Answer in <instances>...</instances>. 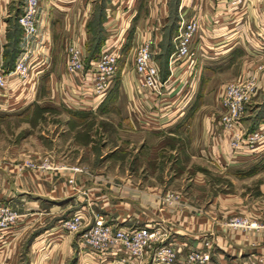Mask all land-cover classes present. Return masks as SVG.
Returning a JSON list of instances; mask_svg holds the SVG:
<instances>
[{
	"label": "crops",
	"instance_id": "0c3cea01",
	"mask_svg": "<svg viewBox=\"0 0 264 264\" xmlns=\"http://www.w3.org/2000/svg\"><path fill=\"white\" fill-rule=\"evenodd\" d=\"M11 1L0 0V51L3 55L7 43L6 31ZM39 1V39L42 42L43 53L49 58L48 63L40 62L38 55H33L31 62L35 78H29L23 84H14L9 95L1 97V122L11 117L24 115L25 108L31 107L36 102L41 91L47 92L50 100L60 104L61 91L64 87L69 84L76 88L79 86L77 77L69 76L65 72L67 47L74 40L82 44L85 48L86 60H88L92 29L87 26L90 21L95 20L94 8L96 7L103 17L101 28L104 43L102 46L105 43H115V48L120 52L112 86L121 89L122 101L120 99L118 101L124 103L122 107L131 118L133 115L134 128L127 125L126 127L134 129L130 132L134 133L135 138L138 134H142L150 139L155 132H161L158 141L166 136H175V129L165 130L164 123L168 120L165 117L166 107L170 102L174 104L177 97L168 95L162 102H154L152 96L146 93L139 94L142 90L137 85L133 58L137 46L146 35L153 40V58L159 69L162 65H168L173 49L168 59L162 61L160 56L162 44L165 40H170L173 44L176 33L173 23L179 20L180 15L188 17L196 15L199 18L200 24L195 43L197 57L194 68L197 72L204 71L211 79H215L220 69L218 65L223 63V67L236 66L235 74L237 75L238 73L240 76L258 75L260 92L254 100V108L245 113L246 120H243L245 122L243 126L247 131L264 126V0H240L236 4L219 0H190L186 3L183 0H126L127 2L124 0L119 5H117L118 0H93L92 10L89 13L83 11V8L79 11L80 13L76 11L77 9L73 10V4L68 2L69 0ZM131 3L132 7L129 8L128 5ZM112 4L116 5L113 11L110 9ZM7 5L8 10L5 13L4 9ZM156 22L160 24L156 26ZM59 39L62 41L58 42ZM59 44H62L64 48L60 50V55L57 49ZM180 70L179 67L175 68L176 75ZM170 82L172 84L168 92L171 88L175 92L181 89V85L175 86L176 82ZM46 87L47 89L44 90ZM43 92L41 93L45 94L43 95L45 97L46 93ZM107 95L96 108L70 110L77 113L74 115L75 118L81 120L98 112L107 100ZM136 99L151 105L152 113H155L156 108L159 118L150 119L149 125H138V114L133 112V103L130 102ZM259 111L263 113L259 115ZM173 113L177 114L178 109ZM191 119L188 131L182 125L177 126L176 131L181 133L187 131L195 135L201 143L197 156L210 164L208 168L212 166V171L224 173V177L234 184V176L246 172L242 171L243 166H246L244 164L254 159L257 152L231 150L226 134L219 128V122H214L213 113L210 111L200 109ZM1 124L0 131H2ZM71 140L72 148L76 149L72 136L68 137L67 143ZM147 142L148 140L143 144L140 142V151H143ZM20 147L15 143L10 144L8 134L0 132V205L12 206L19 213L18 223L15 226L0 230V264H12L16 240L30 222L38 218L44 210L48 209L50 213H57L61 208H69L68 211L74 212L85 210L90 219L94 214L103 215L106 222L114 227H134L144 224L158 227L166 234L164 243L179 246L183 254L191 248H202L203 242L208 239L212 241L210 249L212 264H252L256 261V257H264V181L259 184L260 196L247 206L243 204L241 197L233 193L224 194L223 197L211 194L203 202L197 197L191 200L189 194L191 187L185 183L189 180L186 181L182 176L181 189L186 185L187 189L180 193L186 204L173 209L175 212L173 215L170 213L173 210L161 201L162 195L166 192L162 189V178L149 173L148 169L143 180L131 174L109 173V170L104 169L105 165L93 169L89 163L85 164L88 166V172L85 173H71L68 170L63 172L28 171L20 174L15 169V165L20 163L26 154L25 148ZM33 152L31 153L33 156L40 155L35 150ZM71 158L64 155L59 160H65L66 162L62 163L67 166L83 163L80 152L74 158L75 161L70 160ZM144 160L146 163V158ZM137 161L136 159L135 163ZM238 168H241L240 172L233 171ZM255 177L261 178L258 174ZM69 178H72L73 184L68 183ZM197 178L199 181L194 182L197 186H207L202 184L205 180L200 176ZM240 190L242 191L243 187ZM225 202L231 205H226ZM233 203L237 206L233 207ZM197 206H204L203 214L191 215L192 211L197 210ZM232 212L249 216L260 227L235 229L225 226L224 218ZM175 219L177 221H174ZM60 230L57 224L50 226L48 232L51 234L49 235L55 238L53 248L44 256L47 258L45 261L39 256L38 262L42 260L43 263H47L53 257L59 264H123L120 262L124 256L123 253L95 256L81 248L77 240L74 244L72 238L70 239L67 233H61ZM142 264H152V251L148 252ZM177 264L183 263L178 261Z\"/></svg>",
	"mask_w": 264,
	"mask_h": 264
},
{
	"label": "rangeland",
	"instance_id": "374dc122",
	"mask_svg": "<svg viewBox=\"0 0 264 264\" xmlns=\"http://www.w3.org/2000/svg\"><path fill=\"white\" fill-rule=\"evenodd\" d=\"M118 1V3L116 2L117 5L124 0ZM68 2L73 4V10L77 9V12H79L82 8L83 11H86L87 13L92 10L93 0H69ZM9 5L10 15L8 16L6 34H8L11 27H13L12 31L14 34L16 32L14 29L16 30L19 25L18 16L23 11L24 0H12ZM128 7L131 8L132 3L129 4ZM110 9L112 11L115 10L116 5L112 4ZM7 10L8 5L5 7L4 12L7 13ZM98 12L99 10L95 7L94 18H96ZM39 17L40 13L38 15V29H40ZM159 24L160 22L155 23L156 26ZM87 27H90V25L88 24ZM90 32L93 35L92 30H90ZM8 40L10 42L12 41L11 38H7V41ZM61 41L62 39L58 40V42ZM71 43L78 42L74 40ZM164 44H167L166 40L164 41ZM165 46L168 49L170 47H168V45ZM18 47L19 51L17 56L21 51L20 38ZM57 49H59L58 55H60V50L64 49L63 45H57ZM222 65L224 64L222 63L221 65H218L220 69L218 70V76L215 79H211V77L205 74L204 71L199 73L196 69H194L192 73L185 78L183 85L180 86L181 89L179 92H175V90L170 89L167 95L170 97L176 96L177 101L174 100V104L168 102L169 105L166 107L165 116L168 120L164 123V125H166L165 130L169 131L175 129V136H166L159 141L158 138L160 137L161 132L153 133L152 137H149L150 139L146 138L142 134H138V137L135 138L134 133L130 132V130L134 131L133 128L135 126L133 122V115L131 118V116L125 112V109H123L122 106L124 103L121 102L122 97L120 98L122 95L121 89L117 86H112L110 88L107 93L108 98L104 105L98 109V112L92 115L90 114L81 120L75 118L74 115H77V113L64 106L62 102L59 104L50 100L47 97V92L41 91L46 93V96L44 97L43 95L45 94L40 92L39 94L41 95L38 96L36 102H34L31 107L25 108L24 111L26 112L24 115L11 117L7 121H0V123H2L1 129L3 133L8 134L9 143L18 144L21 146V149L24 147L26 151V154L22 157V161L15 165V169L20 174H24L28 171L63 172L68 170L71 173H85L88 172V166L85 165L86 163H89L90 167L93 169L105 165L104 169L109 170V173L112 174H131L136 177H140L143 180L145 174L149 172L154 174L157 178H162V189L166 192L162 195L161 201L171 210L186 204V202L183 201L180 192L183 190L185 191L188 184L191 187L189 191L191 200H194L197 197L199 198V201L203 202L206 201L208 196L211 194L223 197L224 194L233 193L241 197L243 204L248 206L252 200L257 199L258 196H260L259 184L264 181V141L256 140L254 142L252 151L254 153L257 152L254 155V159L249 160L244 164L246 165L242 168V171H246L244 174L236 176L233 175L235 183L232 184L228 178L224 177V173L212 171V166H209L210 168H208L207 166L210 164L204 162V160H201L197 156L201 149V143L198 139H196L197 137H195V135L187 133L188 126H190L192 121V116L200 109L201 111H210L213 113L214 122L218 123L220 117L219 99L221 90L226 84L244 80L247 77L255 78L257 91L251 102L248 103L244 114L240 117L239 127L243 130L244 134H248L249 132L259 129L257 127L255 130L247 131L243 126L245 124L243 120H246L244 118L245 113L247 110L249 111L254 108V100L260 92V88L258 87V75L250 76L244 74L240 76L239 73L238 75L235 74L236 66L223 67ZM46 89L47 87L44 88V90ZM40 90L41 89L39 88V91ZM140 93L144 94L145 92L140 91L139 94ZM119 99L121 100L120 102L118 101ZM130 102L134 103L135 101L132 100ZM177 109L178 113L174 114L173 112ZM133 112L138 114V125H149L150 119L159 118V114H156L158 112L156 108L154 109L155 113H149L146 118L139 116V113L136 110H133ZM171 114L174 115L172 116ZM126 125L132 126L133 128H128ZM180 125L187 129L185 133H181L178 130L176 131V127ZM219 128L223 130L221 126H219ZM69 136L73 137V142L76 144L74 145L77 146L76 149L72 148V140L67 143ZM146 140H148V144L145 146L143 151H140V142L143 144ZM131 142L132 144H130ZM80 148H82V150H79ZM33 150L40 153V155L33 156L31 154L34 153ZM259 150H261V152H258ZM247 151V153H251L250 150ZM79 152L81 153V160L83 162L81 165L67 166V164L62 163L65 160H59L66 155L67 158L72 157L70 160L75 161L74 158H76V155ZM145 158L146 163L144 160ZM136 159L138 160L137 163H135ZM43 162H46L49 168L41 167L40 165ZM70 167H78L82 169V171L74 172L69 169ZM146 170L148 172H146ZM233 171L240 172L241 168H238V170L233 169ZM256 174H258L261 178L257 179L255 177ZM182 176L186 181L189 180L188 182H185L187 185L183 189H181ZM198 176L205 180L202 184L207 186H197L194 183L195 181H199L198 178L196 179ZM250 176L253 177L251 178ZM70 179L72 178L68 179V183L73 184V180L72 182H69ZM153 183L155 184L156 182ZM137 186H139L138 183ZM241 187H243L242 191L240 190ZM169 194L174 196L170 200V203L165 199ZM176 195L177 197H175ZM234 203L232 204L233 207L237 206ZM225 204L231 205L229 202H225ZM204 206H197V210L192 211L191 215L203 214V210L205 209ZM10 207L17 213L19 219L18 211L12 206ZM68 209L61 208V210L57 213H50L48 209L44 210L38 218L30 222L28 227L16 240V246L12 256V264H59L54 261L53 257L50 258V262L43 263V261L47 259L46 257L44 258V256L51 252L54 243L53 241L55 239L54 236L49 235L51 232H48V229L54 224L60 225L62 220L69 218L74 211H68ZM170 213L173 215L175 214L174 210L170 211ZM235 215L248 217L252 220L245 214L232 212L227 214L224 218V225L227 226V220ZM174 221H177V219ZM235 229L251 228L236 227ZM84 230L85 228L76 233H67L65 230L61 229L60 232L64 234L67 233L75 244L76 240L78 242L80 241V235L84 232ZM205 241L210 240L207 239ZM210 243L212 244V241H210ZM39 256L42 257L41 259L43 261L41 260V262H38Z\"/></svg>",
	"mask_w": 264,
	"mask_h": 264
},
{
	"label": "built area",
	"instance_id": "2783aa9c",
	"mask_svg": "<svg viewBox=\"0 0 264 264\" xmlns=\"http://www.w3.org/2000/svg\"><path fill=\"white\" fill-rule=\"evenodd\" d=\"M184 3L190 0H183ZM229 1L232 4L240 0ZM39 0H24L23 11L18 16L21 27V51L12 69L4 67L3 54L0 51V99L7 97L14 84H23L29 78H35L32 72V57L38 55L39 61L47 64L48 57L43 53L39 39L38 15ZM199 18L196 15H180L176 33L173 37V51L168 59V75L162 79L160 69L153 58V40L144 35L137 46L133 63L138 87L152 96L154 102H162L168 96L167 90L173 81L175 86L183 85L195 68L197 57L196 36L199 29ZM120 52L115 43H105L100 52L89 61L86 60L82 44L70 43L67 47L65 72L77 77L79 86L69 84L61 91V102L69 109L96 108L112 87L118 68ZM181 70L178 75L175 68ZM174 86V88H175ZM172 87V86H171ZM173 89V88H171ZM180 91V88L177 92ZM257 91L254 77L226 84L220 93L219 125L223 128L233 151L250 150L256 140L264 141V126L244 134L240 126V117L244 114L248 103ZM151 100V103H153ZM133 110L142 118L152 113V106L134 100ZM32 164V163H30ZM41 167L49 168L46 162ZM71 171H82L78 167H70ZM72 182V179L69 180ZM174 196L167 195L166 201ZM177 197V195L175 196ZM18 220L17 213L9 205H0V230L11 229ZM59 228L67 233H76L85 228L80 235L79 245L89 253L98 257L106 254L123 253L120 259L123 264H142L149 251H152V264H212L210 241H204L202 248H191L186 253L173 243L166 244L165 232L149 224L134 227H114L106 222L103 215L94 214L89 218L85 210L75 211L69 218L60 222ZM226 225L229 227L258 228L257 222L244 216L230 217ZM252 264H264V257H256Z\"/></svg>",
	"mask_w": 264,
	"mask_h": 264
},
{
	"label": "trees",
	"instance_id": "16d2710c",
	"mask_svg": "<svg viewBox=\"0 0 264 264\" xmlns=\"http://www.w3.org/2000/svg\"><path fill=\"white\" fill-rule=\"evenodd\" d=\"M103 17L101 15V12L99 10L95 20L93 22H90V28L92 29V38H91V44L88 48V60L94 58L99 52L100 49L102 47V44L104 43V37L102 35V28H101V23H102ZM174 24V27H176L177 30V25H178V19ZM13 27H11V29L8 31L7 34V38H11L12 41L10 42L9 40L7 41L5 48H4V67L7 70H10L13 68L14 63H15V59L17 56V53L19 51V47H18V42H19V38L21 36V29L20 26L18 25V27L16 28V30L14 29V31H16L13 34ZM12 31V32H11ZM12 43V45H11ZM167 44H162V52L160 54L162 61L167 60L168 59V55L170 53V51H172L173 49V44L171 43L170 40H166ZM165 45H168L169 49L166 48ZM165 46V48H164ZM13 48V49H12ZM12 49V50H11ZM167 62V61H166ZM160 74L162 79H165L168 75V65H162V68H160ZM262 111H259V115L262 114ZM255 128H251L250 131L254 130Z\"/></svg>",
	"mask_w": 264,
	"mask_h": 264
}]
</instances>
